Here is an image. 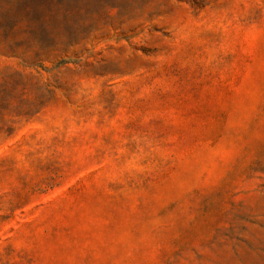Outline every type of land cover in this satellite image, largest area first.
<instances>
[{
  "label": "rangeland",
  "instance_id": "obj_1",
  "mask_svg": "<svg viewBox=\"0 0 264 264\" xmlns=\"http://www.w3.org/2000/svg\"><path fill=\"white\" fill-rule=\"evenodd\" d=\"M0 264H264V0H0Z\"/></svg>",
  "mask_w": 264,
  "mask_h": 264
}]
</instances>
